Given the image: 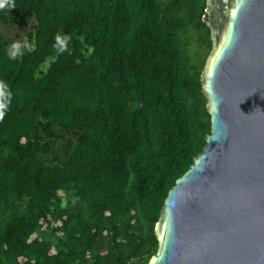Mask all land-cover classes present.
<instances>
[{"label": "trees", "instance_id": "trees-1", "mask_svg": "<svg viewBox=\"0 0 264 264\" xmlns=\"http://www.w3.org/2000/svg\"><path fill=\"white\" fill-rule=\"evenodd\" d=\"M206 0H15L0 10V264H148L211 132ZM58 31L72 37L58 58ZM27 37L16 60L8 46ZM75 201V203H73Z\"/></svg>", "mask_w": 264, "mask_h": 264}, {"label": "water", "instance_id": "water-1", "mask_svg": "<svg viewBox=\"0 0 264 264\" xmlns=\"http://www.w3.org/2000/svg\"><path fill=\"white\" fill-rule=\"evenodd\" d=\"M211 132L176 181L148 264H264V0H206Z\"/></svg>", "mask_w": 264, "mask_h": 264}, {"label": "clouds", "instance_id": "clouds-1", "mask_svg": "<svg viewBox=\"0 0 264 264\" xmlns=\"http://www.w3.org/2000/svg\"><path fill=\"white\" fill-rule=\"evenodd\" d=\"M5 7L14 8L15 0H0V10ZM71 41L72 37L70 34L64 33L63 31H58L56 33L52 47L56 52L57 58L65 52L71 54L69 48ZM30 47L31 44L27 37L23 38V40H16L8 46L7 56L10 60H16L24 55L23 50L30 49ZM12 99L13 93L9 84L4 80H0V122L4 121L7 112L10 110ZM73 203H75V201H73Z\"/></svg>", "mask_w": 264, "mask_h": 264}]
</instances>
